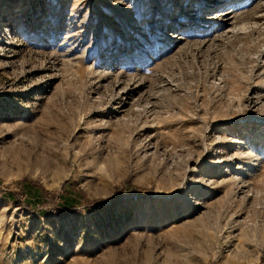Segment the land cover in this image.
I'll use <instances>...</instances> for the list:
<instances>
[{"label":"rangeland","instance_id":"obj_1","mask_svg":"<svg viewBox=\"0 0 264 264\" xmlns=\"http://www.w3.org/2000/svg\"><path fill=\"white\" fill-rule=\"evenodd\" d=\"M181 1L0 0V264H264V0Z\"/></svg>","mask_w":264,"mask_h":264},{"label":"bare ground","instance_id":"obj_2","mask_svg":"<svg viewBox=\"0 0 264 264\" xmlns=\"http://www.w3.org/2000/svg\"><path fill=\"white\" fill-rule=\"evenodd\" d=\"M251 1L252 0H196L194 5L189 4L190 6H194V9L190 8L188 9V11H186V13L185 11H183L185 8L187 9V7L183 5V3H185V0L181 1L180 4L177 3L183 9L181 11L180 18L178 19V21H181L179 22L181 23L180 28L185 27L186 23V26H189L191 22L193 23V21H197L196 26L198 28L206 29L209 27L205 26L206 24L209 23L208 25H211L216 22L218 23V25H221V27L219 28L220 31L229 32L233 29L232 26L235 18L234 16L236 7H238L241 2H243V4H251ZM199 12H202V14L204 13L206 15L198 16ZM187 18L192 21L190 22ZM12 22L14 23L15 21L13 20ZM165 28L169 29L170 24L165 25ZM5 30H8L9 32L11 28ZM169 36L171 40H175L177 42L176 39L181 38V33L173 32L172 34L170 33Z\"/></svg>","mask_w":264,"mask_h":264}]
</instances>
